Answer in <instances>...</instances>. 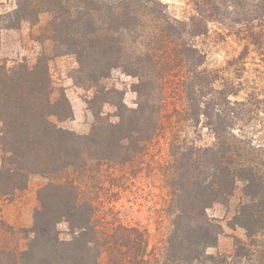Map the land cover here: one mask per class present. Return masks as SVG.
<instances>
[{"label":"trees","instance_id":"1","mask_svg":"<svg viewBox=\"0 0 264 264\" xmlns=\"http://www.w3.org/2000/svg\"><path fill=\"white\" fill-rule=\"evenodd\" d=\"M190 1L195 13L184 20L171 16L162 0H17L15 9L0 15L7 22L2 28L23 21L38 26L35 37L43 45L32 67L23 61L9 70L0 59V210L2 198L26 188L32 175L49 179L38 190L28 248L0 243V264H240L244 258L264 264V144L246 130L264 114V97L251 90L238 98L242 82L206 68V54L195 43L216 21L243 42L234 63L251 50L264 61V0ZM70 53L96 88L87 134L50 118L71 116L67 98L52 97L49 64ZM118 68L137 78V107L103 83ZM176 75L186 103L175 109V123L204 120L214 140L198 145L178 131L171 139L164 176L172 228L160 257L149 250L144 230L106 207L98 176L108 163L133 162L164 129V80ZM105 103L116 107L117 121L103 113ZM237 191L241 199L229 225L243 228L246 239L235 237L230 255L213 253L224 228L208 210L231 206ZM62 220L71 239L59 236Z\"/></svg>","mask_w":264,"mask_h":264},{"label":"rangeland","instance_id":"2","mask_svg":"<svg viewBox=\"0 0 264 264\" xmlns=\"http://www.w3.org/2000/svg\"><path fill=\"white\" fill-rule=\"evenodd\" d=\"M162 1L167 4V11L173 17L184 20L195 13L194 5L190 0ZM16 5L17 0H0V15L15 9ZM46 18L47 15H42L41 21L44 22ZM6 23V21L0 22V59L6 63L9 70L23 61L32 67L43 51L42 43L35 37L38 26L23 21L18 27L2 28ZM195 43L206 54V68L220 76H229L236 82H242L244 88L238 98L246 97L251 90L264 97V61L258 53L251 50L246 59L242 60L243 62L234 63L241 53L243 42L236 38L227 25L216 21L209 22L208 33L197 36ZM49 64L53 99L63 102L65 97L71 106V116L61 119L52 115L50 118L66 129L79 134L89 133L95 116L88 101L94 96L95 86L83 79L84 75L78 71L79 63L73 53L54 57ZM177 76L164 80V129L154 139L144 144L133 162L118 165L108 163L98 176L104 181L100 199L106 201V207L113 206L115 211H118L116 213L118 219L144 230L149 242V250L151 251L152 248L160 257L164 255L172 228L171 217L166 212L170 194L164 176L168 164L172 161L171 139L178 131L190 142L198 145L210 144L214 140V136L205 127L204 120H201L198 126L189 121L175 123V109L182 108L186 103ZM136 81V77L118 68L114 69L103 83L109 88L115 87L121 90L126 105L132 108L137 107V94L133 89ZM103 113L108 114L113 121L118 120L117 109L113 104L105 103ZM260 116L253 124L255 127L250 126L246 130L254 137L256 143L264 144V114ZM2 156L0 150V165ZM48 180L42 175H32L26 188L2 198L0 222L11 227L15 235L11 236L10 233L4 232L0 225V243L13 245L17 242L21 250L28 248L34 236L32 226L34 211L39 205L38 190ZM110 199L113 200L108 203ZM240 199V191H237L231 206L215 204L208 210L210 216L217 219L224 228L218 246L211 249V252L230 255L235 249V237L246 239L243 228L239 226L232 228L229 225V220L236 213ZM58 230L62 239L72 238L71 230L65 220L58 223ZM259 240L260 243L264 242L263 235ZM240 264L258 263L244 258Z\"/></svg>","mask_w":264,"mask_h":264}]
</instances>
